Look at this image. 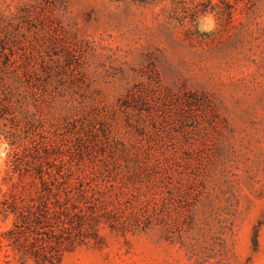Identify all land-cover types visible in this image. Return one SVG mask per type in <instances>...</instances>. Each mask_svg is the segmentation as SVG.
Wrapping results in <instances>:
<instances>
[{
    "label": "rangeland",
    "instance_id": "374dc122",
    "mask_svg": "<svg viewBox=\"0 0 264 264\" xmlns=\"http://www.w3.org/2000/svg\"><path fill=\"white\" fill-rule=\"evenodd\" d=\"M0 69V105L31 100L29 137L87 132L184 172L173 239L103 229L60 264H264V0H0ZM9 151L0 139V198ZM10 222L0 264H35L9 255Z\"/></svg>",
    "mask_w": 264,
    "mask_h": 264
},
{
    "label": "trees",
    "instance_id": "16d2710c",
    "mask_svg": "<svg viewBox=\"0 0 264 264\" xmlns=\"http://www.w3.org/2000/svg\"><path fill=\"white\" fill-rule=\"evenodd\" d=\"M130 1L146 5L157 0ZM6 75L0 71V79ZM12 77L21 85L28 81L21 72ZM30 103L0 105V139L10 147L4 178L8 191L0 198V216L11 221L3 234L9 255L21 263L60 264L81 246L102 244L103 229L123 237L152 230L166 240L178 235L172 217L183 170L124 143H100L87 132L77 146L41 141L39 134L29 137L39 123ZM19 108L27 122L23 130L8 118Z\"/></svg>",
    "mask_w": 264,
    "mask_h": 264
}]
</instances>
